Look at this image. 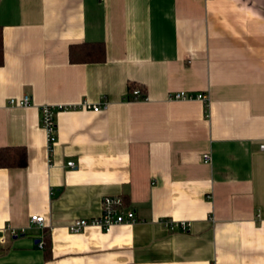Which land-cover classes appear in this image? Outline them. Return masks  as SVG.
I'll return each mask as SVG.
<instances>
[{
  "label": "crops",
  "instance_id": "0c3cea01",
  "mask_svg": "<svg viewBox=\"0 0 264 264\" xmlns=\"http://www.w3.org/2000/svg\"><path fill=\"white\" fill-rule=\"evenodd\" d=\"M0 29V147L27 154L0 168V264H264V0H0ZM83 101L106 110H57L48 149L39 107ZM115 195L134 222L68 232Z\"/></svg>",
  "mask_w": 264,
  "mask_h": 264
},
{
  "label": "built area",
  "instance_id": "2783aa9c",
  "mask_svg": "<svg viewBox=\"0 0 264 264\" xmlns=\"http://www.w3.org/2000/svg\"><path fill=\"white\" fill-rule=\"evenodd\" d=\"M129 100H144L146 99V96L142 95V92H140L137 88L132 89L130 92ZM169 100L173 99V101H182V100H194V101H201L204 106L207 105V98L204 94L196 93L195 95H186L184 93H170L168 96ZM7 105L10 107H18V108H25L29 105H31V96L24 94L22 97L15 98L10 97V99L7 100ZM107 103L102 102L98 104H91L87 101H83L80 104H77V106H69V107H63L62 105H42L39 107L40 110V125L42 126L45 134V139L47 143L48 149L55 143L56 139V124L54 121V115L57 110H63V109H86L91 110L92 112H98L101 110H106ZM260 150H264V144H261L259 146ZM210 156L208 154H202V162L204 164L209 163ZM66 167L74 168L75 163L73 161L67 162ZM100 210L101 213L97 217L82 219V218H76L73 219V221L69 222L67 226V230L70 234L73 233H81L83 230H85L88 226H96L103 230L104 232H108L113 226H116V224H131L135 221V215L134 211L132 209H124L123 207V200L120 196H104L101 199L100 203ZM256 218H259L257 215ZM29 222L31 224H34L37 227L43 226V217L39 215H30ZM164 224L169 230H173L175 225L179 229H181L182 232H187L188 224L184 223H173L170 220H163ZM37 247L39 249H43L44 242L41 240H38Z\"/></svg>",
  "mask_w": 264,
  "mask_h": 264
},
{
  "label": "trees",
  "instance_id": "16d2710c",
  "mask_svg": "<svg viewBox=\"0 0 264 264\" xmlns=\"http://www.w3.org/2000/svg\"><path fill=\"white\" fill-rule=\"evenodd\" d=\"M70 62H96L104 58L105 50L101 42L81 43L80 45H72L68 49ZM3 62L2 39L0 29V65ZM137 88L142 92V88L128 86V92ZM143 96H146L142 92ZM27 165V154L23 146H6L0 147V168L13 169L24 168ZM47 248V241H44L43 250Z\"/></svg>",
  "mask_w": 264,
  "mask_h": 264
}]
</instances>
